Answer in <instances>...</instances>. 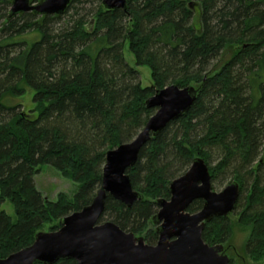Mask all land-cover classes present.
<instances>
[{
	"label": "trees",
	"instance_id": "trees-1",
	"mask_svg": "<svg viewBox=\"0 0 264 264\" xmlns=\"http://www.w3.org/2000/svg\"><path fill=\"white\" fill-rule=\"evenodd\" d=\"M102 1L72 0L64 15L75 16L56 29L64 15L12 17L2 11L13 0H0V205L9 201L17 216L14 222L0 210V259L31 246L44 226L55 232L65 217L90 205L107 152L131 142L156 112L146 101L176 85L198 89L197 100L127 171L143 199L128 208L108 196L100 222L156 244L157 201L169 200L171 182L202 158L212 186L234 175L241 189L236 211L246 192L238 214L248 233L245 252L264 261V0H129L128 12H108ZM85 5L95 10L84 14ZM143 67L151 72L147 87ZM27 89L35 92L37 116L14 104ZM216 150L221 158L212 167ZM43 166L75 181V196L47 199L35 181ZM202 207L196 201L189 212ZM202 236L210 246L232 249L234 224L215 218Z\"/></svg>",
	"mask_w": 264,
	"mask_h": 264
},
{
	"label": "water",
	"instance_id": "water-1",
	"mask_svg": "<svg viewBox=\"0 0 264 264\" xmlns=\"http://www.w3.org/2000/svg\"><path fill=\"white\" fill-rule=\"evenodd\" d=\"M72 0H13L10 15L35 13L38 16H63ZM129 0H103L108 12H128ZM198 89L176 85L158 90L146 101L156 110L133 141L107 152L101 187L92 203L61 221L55 232H39L34 243L0 264H56L74 260L77 264H230L224 245L210 246L203 240L206 225L215 218H230L240 198V185L228 184L213 190L210 168L202 158L194 159L189 170L170 184V199L157 201L154 218L158 242L149 245L142 237L122 230L113 222L101 223L108 196L131 208L143 195L133 189L127 171L139 159L141 150L157 138L172 122L186 115L195 104ZM202 209L190 213L195 202Z\"/></svg>",
	"mask_w": 264,
	"mask_h": 264
},
{
	"label": "rangeland",
	"instance_id": "rangeland-1",
	"mask_svg": "<svg viewBox=\"0 0 264 264\" xmlns=\"http://www.w3.org/2000/svg\"><path fill=\"white\" fill-rule=\"evenodd\" d=\"M82 10H84V14H86V11H90L94 9L92 5H85L81 7ZM11 6L2 11V13L7 12L10 13ZM95 10V9H94ZM75 16L74 12L69 13L68 15H64L62 19L58 20V23L55 24L54 28L56 29H65L69 25V21L72 20V17ZM126 61L134 66V59L128 52V50H125L124 53ZM139 72L141 73V82L142 86L147 87L152 84L151 81V72L147 67L139 68ZM34 95L35 92L32 89H27L26 94L22 97H18L14 100V104L20 105L22 111H24L27 114H34V110L36 108V104L34 103ZM37 116V113L34 114ZM170 133L172 136L176 133V129H170ZM140 130L137 134H139ZM136 134V135H137ZM135 139V138H134ZM133 139V140H134ZM132 140V141H133ZM130 143V142H127ZM125 144V143H123ZM220 154H218L217 150L212 154V159L210 161V166L215 167L218 162L220 161ZM264 158V152L261 156V159ZM234 175L230 172L224 178L219 180L213 185V190L216 192H220L223 190L228 184H230L233 181ZM36 185L38 190L50 201H57L60 194H66L68 197L73 198L77 191L79 190V185L66 177H64L60 172L56 171L53 167L50 166H43L41 168V172L35 177ZM246 181L248 183V186H250L251 180L249 177H246ZM246 195V192H244L242 196V202L243 205L244 202V196ZM1 196V191H0ZM242 205L238 208L237 211H235L234 215L230 217V220L234 224V236H233V242L231 245L232 249L228 250V255L231 260H233L237 264H264V261L261 260L259 262H255L251 257H248V255L245 252V245H246V238L248 233L238 224L239 221V213L242 211ZM0 210L5 211L14 222L17 221V216L14 207L9 201H5L0 205ZM53 225H46L44 226L42 232H52L51 228ZM156 245V244H153ZM228 244H225V247H227Z\"/></svg>",
	"mask_w": 264,
	"mask_h": 264
},
{
	"label": "flooded vegetation",
	"instance_id": "flooded-vegetation-1",
	"mask_svg": "<svg viewBox=\"0 0 264 264\" xmlns=\"http://www.w3.org/2000/svg\"><path fill=\"white\" fill-rule=\"evenodd\" d=\"M198 201H201V200H198ZM196 202V201H195ZM202 202V201H201ZM203 203V202H202ZM157 242H158V240H157ZM157 244V243H156ZM227 249V248H226ZM227 251H228V249H227Z\"/></svg>",
	"mask_w": 264,
	"mask_h": 264
}]
</instances>
